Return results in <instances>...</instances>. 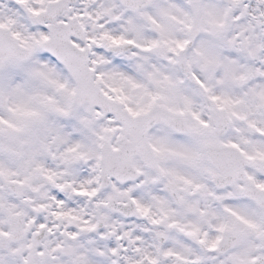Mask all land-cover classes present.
<instances>
[{"label": "snow or ice", "instance_id": "snow-or-ice-1", "mask_svg": "<svg viewBox=\"0 0 264 264\" xmlns=\"http://www.w3.org/2000/svg\"><path fill=\"white\" fill-rule=\"evenodd\" d=\"M0 264H264V0H0Z\"/></svg>", "mask_w": 264, "mask_h": 264}]
</instances>
